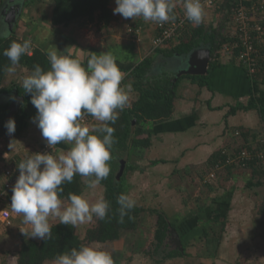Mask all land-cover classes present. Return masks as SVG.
I'll list each match as a JSON object with an SVG mask.
<instances>
[{"label":"crops","instance_id":"crops-1","mask_svg":"<svg viewBox=\"0 0 264 264\" xmlns=\"http://www.w3.org/2000/svg\"><path fill=\"white\" fill-rule=\"evenodd\" d=\"M6 2L7 0H0V10ZM25 2L26 0L24 4ZM38 3L43 4L38 6L39 11L43 13L40 18L30 17V12H28L30 4L28 6L25 4L26 11L22 12L24 15L19 18L20 23H15L16 27L14 25L15 34L25 40L30 38L34 47L46 50L55 45L61 51L70 47L71 56L80 58L85 65L93 52L99 55L111 51L121 71L125 74L122 86L127 84L124 82L127 74L139 62L154 55L153 39L158 32L154 24L151 21L144 22L139 17L135 20L125 19L119 14H114L113 10L117 7L115 0H111L109 4L112 14L109 23L93 24L83 19L68 27L51 24V14L47 10V4L42 2L35 4ZM182 3L183 0H176L174 11H182ZM203 21L207 25L217 26L220 21L218 9L205 8ZM4 23L0 32L7 30L11 33L13 30L11 31L9 24ZM129 24L141 28L139 41L132 40L127 30ZM178 37L179 35L170 42V47L179 42ZM203 46L206 45L199 47ZM188 54L174 53L168 61H165L163 54L155 53L151 71L158 74L165 65L166 69L175 73V82L180 79L177 84L173 114L169 119L162 121L152 119L133 121L131 138L142 139V141L149 139L150 144L139 142V144L131 145L130 142L127 149L121 152L117 159L119 163L117 173L121 160L124 159L125 167H129L126 172L124 168L122 173L123 175L125 172L124 184L129 185L128 195L131 196L132 190L139 195L138 197L133 195L137 205L143 200L146 203L147 201L154 202L150 209L157 214L156 223H158L159 213H163L168 220L176 224L175 229H178L179 236L182 235L184 238L186 246L183 248L186 255L191 256V252L193 254L197 252L193 250H196L197 244L195 243L198 242L197 254L207 258L208 264H228L226 254H235L236 260L239 257L242 258L241 255H243L244 264H264V178L260 179L255 176V170L251 166L224 165L218 177L211 183V185H221L217 197L212 198L213 200L201 201V197L189 194L193 197L188 195L189 198L182 199L180 196L182 209L173 211L174 207H170L174 194H180L178 189L181 188L188 193L191 185H202L205 176L223 158L221 153L223 148H235L248 144L252 147L258 146L264 137V115L261 107L247 108L251 104V99H256L257 90L264 92V79L256 82V77L251 75L237 55L226 50L224 46L215 53L214 60L217 64L211 69L208 67L206 74H201L208 77L205 85H201L200 80L189 77L181 78L185 74L177 77L178 72L185 67L183 60L188 57ZM174 59L176 62H173ZM211 60L212 58L210 62ZM17 66L25 68L29 75L26 67L21 65L15 67ZM14 73L6 72L1 83L3 88L7 89L13 84L22 85L18 79L16 81L17 74L14 75ZM17 87H13L10 91H0V103L8 104V113L9 101L6 93L12 92L13 89L18 90ZM239 105L244 107L238 108ZM25 108L28 116L25 123L16 128L17 134L10 137L8 134L0 133V189L6 180V170L17 169L19 162L46 144L39 128L32 122V118L37 114L36 108L32 103L26 105ZM7 119H9L8 114ZM101 123L94 118L86 122L90 127ZM69 147L70 145L61 143L56 146L53 154H57L60 150L66 152ZM82 179L87 186L88 178L82 177ZM258 179L263 181L259 183ZM102 187L103 184L100 183L96 189H102L103 193L105 190ZM96 189L92 190L97 191ZM232 197L233 201L230 200ZM62 201L70 204V201L66 199ZM259 204L263 205V211H260ZM141 207L144 208L143 205ZM146 212L144 208L138 217L137 227L133 230H124L119 238L120 241L125 243L128 234L134 236L137 232L144 237L145 242H147V236L155 238L153 226L155 227L156 223L152 227L147 223L148 219L144 214ZM221 219L226 221V228L222 233V242L218 252L212 255L206 246L207 235L203 224L207 221ZM139 220L142 221L140 225ZM55 221L59 219L49 218L50 224ZM1 226L3 225L0 222V228ZM149 228H151L150 233H148ZM220 229L216 230V227L213 230L208 229V234L217 236L220 234ZM21 230L31 233V225H25L22 221L19 227L20 232ZM140 231L147 235H142ZM242 237L245 238L244 244L239 240L243 239ZM200 238H205L203 243L200 242ZM144 244L141 246L144 247ZM237 244L243 245L244 249L239 248ZM124 245L122 248L115 247L116 250L115 248L110 249V251L115 250L111 253L114 264H124V254L127 255ZM143 251L146 250L140 249L133 252L132 249L130 255L144 254ZM166 254L164 253V260L160 262L161 264H185V260L181 259L184 256L165 258ZM157 263L159 261L155 264ZM195 263L198 264V262ZM238 263L240 262L233 264Z\"/></svg>","mask_w":264,"mask_h":264},{"label":"clouds","instance_id":"clouds-1","mask_svg":"<svg viewBox=\"0 0 264 264\" xmlns=\"http://www.w3.org/2000/svg\"><path fill=\"white\" fill-rule=\"evenodd\" d=\"M114 14L125 19L142 18L144 22L164 24L175 21L176 0H115ZM184 16L193 24L203 21L201 0H183ZM8 31L0 32L7 39ZM32 42L12 41L4 55L11 62L8 73L16 71L21 57L31 55ZM70 48V47H69ZM69 48L63 51L57 46L46 52L50 69L45 71L39 64L22 80V88L30 94L37 114L32 122L37 125L50 152H35L17 164L19 175L12 188L11 211L22 214L23 223L31 225L30 237L46 240L51 238L49 218H58L63 225L76 226L93 219L107 217L110 204L103 197L95 203L83 194L70 193V204L64 206L60 198L62 185L71 183L74 176L88 178L87 187L96 189L110 174L108 162L114 141L115 124L119 111L129 103L132 83L122 86L125 74L121 71L111 51L91 54L86 65L80 58H73ZM13 102L16 97H11ZM85 115L102 122L89 126ZM4 127L11 137L16 131L15 118H9ZM65 143L68 150L56 146ZM11 145V143H10ZM120 222L135 207V200L128 194H120ZM25 235L28 233L21 230ZM53 264H114L112 255L94 245L73 247L55 257Z\"/></svg>","mask_w":264,"mask_h":264},{"label":"trees","instance_id":"trees-1","mask_svg":"<svg viewBox=\"0 0 264 264\" xmlns=\"http://www.w3.org/2000/svg\"><path fill=\"white\" fill-rule=\"evenodd\" d=\"M41 2L43 0H26L25 4L28 5L31 2ZM111 0H52V12H51V24L54 26H70L73 23H79L83 19L93 24H100L101 22L109 23L112 17L109 4ZM1 4V3H0ZM26 5L23 9L26 11ZM238 0H224L221 7L218 9L220 21L217 26L207 25L204 21L199 25L188 23L184 28H181L179 32V42L170 47V40L165 46L158 47L154 51L155 53L163 54L165 61H168L174 53L188 54L194 48L200 45H209L211 48V62L209 63V69L215 66L214 60L215 53L222 49L223 46L228 45L232 49L233 54H239V47H234L235 41L238 37L235 35V23L234 18L238 8ZM22 13V16L24 15ZM137 26V25H136ZM16 27V25H15ZM15 27L11 33H8V38H0V91H10L13 87L18 86V92L24 97L23 104L20 108L9 118H15L16 128L25 123L28 116L26 111V105L31 103V96L24 92L22 85L13 84L11 87L5 89L1 86L4 75L6 74V68L12 66L9 59L4 55L5 49L10 46L12 41L23 42L25 39L20 38L15 34ZM232 27V28H230ZM160 34V31L156 33V38ZM262 49V50H261ZM31 55H23L18 65L26 67L29 74L33 71L34 65L39 64L45 71L50 69V62L47 58L46 52L43 49L35 46L32 43ZM260 50L264 53V44L260 46ZM154 55L146 57L139 62L128 74L125 83H132L133 92L130 94L131 98L128 105L120 111L118 119L115 124H110L115 129L113 134L115 143L111 148V160L108 162L110 166V174L107 179L101 181L105 187L103 198L106 199L109 204V211L107 217L103 220L95 217V223L90 226L85 235L82 237L77 231L76 226L63 225L59 221L52 222V235L51 238L42 240L38 238L30 237V232L27 235L22 232L19 233L20 248L16 250L17 264H44L46 261H54L55 257L66 251H70L73 247L79 248L81 245H90L92 243H105L109 241H115L121 238L124 230H133L137 227L138 217L144 210L143 207L135 204V207L128 212L123 218V222H120V205L117 203V199L120 194H128L129 185L124 184L125 172L129 170V167H125V172L119 178L117 177V170L119 163L117 161L120 153L125 151L131 145L144 142L147 145L149 139L144 141L136 138H131V131L133 128V121L140 122L142 120L152 119L154 121H162L169 119L173 114L174 100L176 97L177 82H175V73H171L166 69L164 65L160 73H154L151 71L153 65ZM193 78L200 80L201 85L208 82L207 75H183L181 78ZM255 81L264 79V56L261 60L255 63V73L253 75ZM257 97L250 101V106L247 108L261 107L264 115V92L261 90L256 91ZM244 106L239 105L238 108ZM8 114V104L0 103V133L7 134V130L4 127ZM17 134L16 132L14 133ZM128 145V146H127ZM248 148H252V145H244ZM116 147L118 149L116 150ZM120 147V148H119ZM258 148L264 147L263 140ZM217 158V157H216ZM215 158V159H216ZM26 159V158H25ZM214 159V160H215ZM247 166H251L255 170V176L260 179L264 178V165L258 160L249 162ZM259 180V183L263 180ZM63 192L60 193L61 199H68L69 194H83L85 184L80 175L74 176L71 183H64L62 185ZM11 198V194L8 196ZM260 211H263V205L260 206ZM175 223L168 220L163 214L159 213V219L157 228L155 230V243L158 247L171 246L167 242V239L172 235L171 229L175 228ZM6 230L8 227L3 225ZM216 227V230L220 229V234L217 236H210L208 229ZM226 228V221L224 219L207 221L204 227L207 238L206 246L210 254L215 255L222 242V233ZM177 232L178 229H176ZM180 239L183 247L185 248L184 238L180 235ZM172 247V246H171ZM180 249L175 245V248L171 249L168 253L166 251L165 258H171L174 256L186 255L185 250Z\"/></svg>","mask_w":264,"mask_h":264},{"label":"built area","instance_id":"built-area-1","mask_svg":"<svg viewBox=\"0 0 264 264\" xmlns=\"http://www.w3.org/2000/svg\"><path fill=\"white\" fill-rule=\"evenodd\" d=\"M224 0H201L203 9L215 8L219 9ZM238 8L234 18L235 35L238 40L235 41L234 47H239L240 52L237 54L238 59L247 67L251 75L255 73V63L261 60L264 56L260 46L264 44V0H238ZM175 21H169L164 24L152 22L160 34L153 39V47L165 46L170 40L179 35L181 28H184L190 21L184 16L182 3V11H175ZM128 32L132 40L139 41L141 28L136 25L129 24ZM224 48L232 52L230 46L225 45ZM32 51V50H31ZM93 117L85 115L84 123L89 122ZM51 149L45 145L39 147L35 152H50ZM34 152V153H35ZM223 158L219 160L211 172L205 176V182L211 183L219 175V171L224 165H239L247 166L249 162L258 160L264 165V147L239 146L235 148H223L221 151ZM19 175L18 169H9L5 171L6 180L3 187L0 189V204L6 201L11 203L10 194L12 188ZM13 214L8 207H0V222L3 225L11 226L13 223Z\"/></svg>","mask_w":264,"mask_h":264},{"label":"rangeland","instance_id":"rangeland-1","mask_svg":"<svg viewBox=\"0 0 264 264\" xmlns=\"http://www.w3.org/2000/svg\"><path fill=\"white\" fill-rule=\"evenodd\" d=\"M6 1V0H5ZM40 2V1H39ZM42 3H46L47 4V10L50 12L51 14V7H52V0H43L41 1ZM36 2H31L30 5L28 6V12H30V17H34V18H40L43 13L39 11L38 9V6L40 5H43V4H40L39 3L36 5L35 4ZM50 4H51V7H50ZM35 5V6H33ZM34 7V8H33ZM30 8V9H29ZM33 8V10L31 9ZM4 7L2 6V9L1 11H3ZM30 10V11H29ZM45 10V11H47ZM49 14V13H48ZM21 17V16H20ZM19 17V18H20ZM5 22V15H3V17H0V24L4 23ZM15 23H20V20L17 19V21ZM5 24V23H4ZM6 28V27H5ZM173 62H176L175 59L173 60ZM17 74V75H16ZM14 75H16V81L18 79V81L22 82L23 78L28 75V72L25 68H22V67H19L17 66L16 68V72L14 73ZM133 94H135L136 92L132 91ZM120 148V147H119ZM118 149V147H116V150ZM35 152V151H34ZM32 155V154H31ZM16 162V161H15ZM213 183V182H211ZM211 183H207L205 181H202V185H191V188L189 189L188 193H185V190H181L178 189V193L180 194H174V199L172 200V204L170 205V207H174L173 211H177L179 209H182L181 208V200H180V196L181 198L183 199H186V198H189V197H193L192 195H194L195 197L199 196L201 197V201L203 200H206V201H211L212 198L214 197H217L219 191L220 190V187L221 185H211ZM139 186V185H137ZM142 186V185H141ZM140 186V187H141ZM147 186V185H146ZM227 186V185H225ZM237 187L239 186H243V185H235ZM103 190L105 189V187L103 186L102 187ZM139 189V188H138ZM97 190V189H96ZM86 192V193H85ZM131 198L133 199V195L135 197H138L139 195L135 194V192H133V190L131 191ZM140 192H141V188H140ZM243 192V190L241 191ZM85 193V194H84ZM263 193V191H262ZM104 195V191L102 193V189L100 190H97V191H93L92 189H89L86 185H85V189H84V192H83V195L85 196V198H87L90 203H95L99 198L103 197ZM189 194H192V195H189ZM189 195V197H187ZM201 195V196H200ZM234 198H236L234 196ZM136 199V198H134ZM233 197L230 199L231 201ZM11 200V198H10ZM63 200V199H61ZM213 200V199H212ZM11 202V201H10ZM153 203L154 202H149L147 201H142L141 203H139L140 206H144V208H146L147 212L144 213L147 217V223L152 227L155 223H156V219H157V214L156 213H153L152 212V209H150L151 207H153ZM11 203H9L8 201H6L4 204H0V207H8L11 211ZM64 206H68L69 204H67L66 202H63ZM157 207V206H155ZM259 207H260V204H259ZM186 209V207H185ZM184 210V209H183ZM12 212V211H11ZM13 223L12 226H7L8 227V230H6L4 228V226H1L0 228V264H17V255H16V250L18 248H20V238H19V227H20V223L23 221V216L22 214H15L13 213ZM228 220V218H227ZM95 216H93V219L90 220V221H86L85 223L83 224H80L79 225H76L77 229H78V232L79 234L83 237L87 231V229L92 226L94 223H95ZM170 221V220H169ZM57 222V221H56ZM1 224L3 225V223L1 222ZM16 224V226H15ZM142 224V221L139 220V225ZM206 224H203V226L205 227ZM18 228V230H17ZM156 230L157 228V223L155 225V227L153 226V230ZM151 228H149L148 230V233H150ZM175 229V228H174ZM204 229V228H203ZM211 229L213 230V228L211 227ZM81 232V233H80ZM142 232V231H140ZM147 235V233H144L142 232V235ZM137 235H138V239H137ZM130 237V238H129ZM172 238L173 237H169V240L172 241ZM207 238V237H206ZM243 239H239L241 241H243V244L245 243V238L242 237ZM201 241L203 243L204 239L205 238H200ZM144 237H141V234L139 232H137L134 236L132 234H128V237L127 239H125V243L123 241H120L119 239L118 240H115V241H109V242H106V243H92L90 245H94L98 248H103L104 250H107L108 249V252L111 254L112 252H114L116 250V248H122L124 245L126 247V253L127 255L124 254L125 256V259H124V264H155L157 261L160 262H163L164 258V253L166 254L165 251L169 252L170 250V246H167L165 248V251H164V247L165 246H161V247H158L155 243V238L153 237H150V236H147V242L144 241ZM196 241V240H195ZM197 242V241H196ZM145 243V244H144ZM141 244L143 245L144 244V247L141 246ZM197 244V247L195 248L196 250H193V251H197L195 252V254H193L191 252V256H188V255H184L183 258V261L185 262V264H196L195 262H198V264H208V259L207 258H204V256H200L198 255V251H199V245H198V242L195 243ZM239 246V248L241 249H244L243 248V245L241 244H237ZM237 246V248H238ZM116 247V248H115ZM191 247V246H190ZM113 249L115 248V250H112L110 251V249ZM172 249L175 248V247H171ZM133 249V252H136L137 250H140V249H145L146 251H143L145 252L144 254L143 253H139L137 255H130V252L131 250ZM234 250L232 249V252ZM148 253H150L148 255ZM129 256V257H128ZM242 258H238L236 260L235 258V254L234 255H229V254H226V259L228 260L227 263L228 264H233L234 262H240L238 264H244V261H242L243 259V255H241ZM135 258V260H134ZM180 258V257H179ZM136 261V262H134ZM176 261V260H175ZM54 261H46L44 264H53ZM155 262V263H154ZM157 263V264H159ZM183 263V262H182ZM161 264V263H160Z\"/></svg>","mask_w":264,"mask_h":264},{"label":"water","instance_id":"water-1","mask_svg":"<svg viewBox=\"0 0 264 264\" xmlns=\"http://www.w3.org/2000/svg\"><path fill=\"white\" fill-rule=\"evenodd\" d=\"M24 1L25 0H7L3 11L0 10V17H3L5 15V22L9 24V27L11 31L14 28L15 22L19 17L22 15L23 9H24ZM2 9V8H1ZM3 24V23H2ZM2 24H0V28H2ZM211 58V48L206 45L203 47H198L196 49H193L191 52H189L188 57H185L183 60V63L185 64V67L180 70L177 74V77H180L181 75H201L206 74L209 67V62ZM6 97L9 101V113L8 117H11L22 105V102L24 100V97L19 94L18 90L13 89L12 92L6 93ZM16 97V101L13 102L11 97ZM125 168V160H121V166L117 173V177L119 178ZM172 235V241L167 239V242L171 244L172 247L179 246L180 249H183V245L180 239V236L176 229H171Z\"/></svg>","mask_w":264,"mask_h":264}]
</instances>
